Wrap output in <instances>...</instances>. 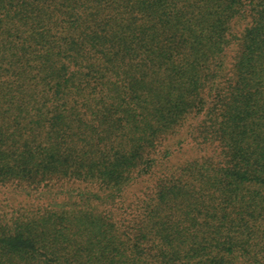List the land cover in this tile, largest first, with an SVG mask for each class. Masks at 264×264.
Listing matches in <instances>:
<instances>
[{
  "label": "trees",
  "instance_id": "16d2710c",
  "mask_svg": "<svg viewBox=\"0 0 264 264\" xmlns=\"http://www.w3.org/2000/svg\"><path fill=\"white\" fill-rule=\"evenodd\" d=\"M189 117L219 149L173 167ZM139 176L148 226L119 231ZM10 180L58 185L0 226V264H264V0H0Z\"/></svg>",
  "mask_w": 264,
  "mask_h": 264
},
{
  "label": "rangeland",
  "instance_id": "374dc122",
  "mask_svg": "<svg viewBox=\"0 0 264 264\" xmlns=\"http://www.w3.org/2000/svg\"><path fill=\"white\" fill-rule=\"evenodd\" d=\"M231 47L232 46H230V49L227 53L228 61L235 53V48L231 49ZM198 122L199 118L189 117L184 124L185 126L180 129V133L178 132L176 135H174L176 137L175 140H182L181 144H179V152L177 154L175 153L171 155L170 157V161L171 164H173V167L182 163V161L211 155L213 153L215 154L218 151L219 148L216 149L214 148V146H211L213 142H202L203 139L198 134V128L197 130L196 128L193 129V134H191V137L185 134L184 129L187 126L194 125L193 127H195ZM174 136L170 139L160 141L161 144L159 146L158 154L160 153V151L162 153L163 150L172 148V145H174L175 142ZM207 143H209L210 145H208ZM161 171L163 170L160 167L159 172ZM131 184L132 185L125 191V193L123 189L119 202L113 205V210L115 211L114 219L116 220L115 224L118 227L119 231L124 230V224H126L128 221V225L133 223L135 224V227H138V229L141 228L142 225H144L145 227L148 226V223L146 222L141 223V219L130 221V215H124V211L129 212L131 214V218L132 215H134L133 211L136 205L138 206V212H141L143 210L145 211V209L146 211H148L147 208L150 207V205H153V202L151 204L147 203L150 202L148 200H145L147 198L144 199V202H140L138 200V196L141 195V191H145L151 188V185L153 184V178L149 176H139ZM56 185H58V183H55L54 180L49 182V184H47L48 187L44 189H41L39 186H27L23 181L16 182L10 180L0 184V226H4V229H6V225H11L17 218L26 219L37 216V214H39L46 205L45 189H53V187H55ZM132 192H134L133 195L131 194ZM57 201L59 200H54L55 203H57ZM156 242L157 240L155 241V243Z\"/></svg>",
  "mask_w": 264,
  "mask_h": 264
}]
</instances>
